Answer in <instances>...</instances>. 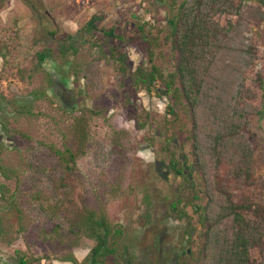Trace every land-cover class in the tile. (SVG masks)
I'll list each match as a JSON object with an SVG mask.
<instances>
[{
    "label": "rangeland",
    "instance_id": "rangeland-1",
    "mask_svg": "<svg viewBox=\"0 0 264 264\" xmlns=\"http://www.w3.org/2000/svg\"><path fill=\"white\" fill-rule=\"evenodd\" d=\"M172 1L181 0H0V264H83L95 245L83 229L85 211L109 227L103 264H175L181 250L195 255L194 206L203 194L196 174L184 180L169 168L170 159L191 162L189 123L178 109L173 122L160 87L147 93L130 83L145 50L132 35V17L162 31ZM233 4L237 14L216 18L228 34L195 132L206 153L211 138L226 132L223 121L238 127L236 142L251 151V179H228L232 150L217 170L205 154V174L213 190L218 178L220 190L264 210V26L252 17L253 1ZM93 16L95 29L86 32ZM109 28L124 40L105 38ZM163 35L153 63L166 73L172 59ZM109 47L125 51L124 73L108 58ZM78 117L87 137L75 161L77 190L69 195L58 185L62 171L48 147L63 149ZM176 200L179 216L170 208ZM212 202L214 210L221 204ZM187 227L193 232L184 241Z\"/></svg>",
    "mask_w": 264,
    "mask_h": 264
},
{
    "label": "trees",
    "instance_id": "trees-1",
    "mask_svg": "<svg viewBox=\"0 0 264 264\" xmlns=\"http://www.w3.org/2000/svg\"><path fill=\"white\" fill-rule=\"evenodd\" d=\"M251 1L256 4L252 17L264 26V0ZM167 9L169 12L165 17L162 31L152 32L147 23L132 17L134 20L132 35L134 39L144 44L145 50L144 62L131 73L130 83L135 89L147 93L160 87L163 94L169 96V104L166 108L173 122L179 118L176 112L178 109L189 123V129L185 131V140L191 147V162L186 164V162L179 163L170 159L169 168L175 176H181L184 180L196 174L199 181L198 188L203 194L204 202L194 206L199 227L196 253L192 255L188 249L181 250L175 264H264L263 208L248 202L246 196L234 199L226 190H220L218 178L214 180L216 188L213 190L205 174V154L213 159L214 169L217 170L220 157L232 150L234 162L230 171L227 172L228 179L231 182L248 181L251 179L250 149L245 143L236 142L238 127L229 121L222 122L226 132H217L211 138L210 147L206 153L200 151L195 132L197 111L203 103L208 101L207 78L215 56L222 49V43L228 34V28L219 26L216 18L222 15H235L239 8L233 4V0H181L177 3L172 1L171 5H167ZM95 20V16L91 17L83 29L86 32L94 30ZM160 32L164 34L162 42L167 45L172 59L171 71L166 73L153 63V50L160 46L158 43ZM102 34L105 38L124 40L122 36H115L112 28L103 30ZM107 55L117 71L123 73L126 71L124 50L109 47ZM36 58L40 64L43 54L38 53ZM86 137L85 120L83 117H78L68 129L67 145L61 150L52 146L48 147L56 157L62 171L58 185L61 188H69V195L77 190L75 185L78 180L74 175L75 161L77 156L83 153ZM244 187L243 184L240 185L241 189ZM76 195L80 199L79 194ZM214 197L221 200L216 210L212 209L211 205ZM194 199H197V196H194ZM170 208L178 216L180 215L181 205L178 200L172 202ZM84 215L83 229L87 231L89 237L94 239L95 245L83 264H103L99 262L100 259L105 253L111 252L107 244L109 227L104 218L96 219L94 213L90 211H85ZM192 232L193 228L187 227L181 233V238L187 241ZM114 233L117 232L114 231ZM67 261L75 263L71 258ZM18 263L23 262L19 259ZM124 264L129 262L126 261Z\"/></svg>",
    "mask_w": 264,
    "mask_h": 264
},
{
    "label": "crops",
    "instance_id": "crops-1",
    "mask_svg": "<svg viewBox=\"0 0 264 264\" xmlns=\"http://www.w3.org/2000/svg\"><path fill=\"white\" fill-rule=\"evenodd\" d=\"M13 260L10 259V264L12 263Z\"/></svg>",
    "mask_w": 264,
    "mask_h": 264
},
{
    "label": "flooded vegetation",
    "instance_id": "flooded-vegetation-1",
    "mask_svg": "<svg viewBox=\"0 0 264 264\" xmlns=\"http://www.w3.org/2000/svg\"><path fill=\"white\" fill-rule=\"evenodd\" d=\"M66 262H70V261H67V260H65ZM63 263V262H62ZM76 264V263H75ZM173 264V263H172Z\"/></svg>",
    "mask_w": 264,
    "mask_h": 264
}]
</instances>
